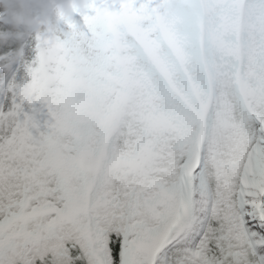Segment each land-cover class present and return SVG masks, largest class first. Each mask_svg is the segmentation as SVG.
I'll return each mask as SVG.
<instances>
[{
	"label": "trees",
	"instance_id": "16d2710c",
	"mask_svg": "<svg viewBox=\"0 0 264 264\" xmlns=\"http://www.w3.org/2000/svg\"><path fill=\"white\" fill-rule=\"evenodd\" d=\"M0 264H264V0H0Z\"/></svg>",
	"mask_w": 264,
	"mask_h": 264
},
{
	"label": "rangeland",
	"instance_id": "374dc122",
	"mask_svg": "<svg viewBox=\"0 0 264 264\" xmlns=\"http://www.w3.org/2000/svg\"><path fill=\"white\" fill-rule=\"evenodd\" d=\"M223 19V16H221V20ZM235 25V24H234ZM233 23L231 24V26H230V29L233 31Z\"/></svg>",
	"mask_w": 264,
	"mask_h": 264
}]
</instances>
